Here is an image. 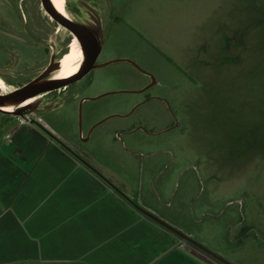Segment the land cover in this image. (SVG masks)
I'll list each match as a JSON object with an SVG mask.
<instances>
[{
  "label": "rangeland",
  "instance_id": "rangeland-1",
  "mask_svg": "<svg viewBox=\"0 0 264 264\" xmlns=\"http://www.w3.org/2000/svg\"><path fill=\"white\" fill-rule=\"evenodd\" d=\"M17 1L13 5L0 1V77L7 84L0 86V93L35 79L52 57L56 62L70 50L74 37L48 15L40 0ZM97 1L66 0V9L89 29L96 28L93 12L104 18L121 10L124 24L112 30L101 59L126 57L135 63L117 61L97 67L66 87L44 93L31 104L26 117L0 111V140L22 122L40 119L42 114L47 117L50 107H58L79 84H88L91 76L95 83L84 96L121 89L89 101L82 110L65 106L58 110L63 119L53 124L79 134L85 127L81 114L88 107L99 106L98 117L140 104L134 112L143 113L151 125L164 131L160 145L170 149L179 164L197 168L200 180L191 188V193L199 194L196 219L203 220L201 225L212 224L210 234L235 251L223 255L236 264H264V0H112L116 6ZM23 15L29 21L26 24ZM36 24H41L43 35L31 38L29 45L9 36L12 29L27 30ZM142 88L146 89L124 91ZM68 112L75 118L70 125L65 119ZM115 120L111 117L106 124ZM77 139L84 150L107 158L103 150H97L94 138ZM210 202L214 207L207 211ZM203 205L205 216L201 217L198 209ZM212 211L221 215L214 218ZM240 225L246 226L241 237L237 235Z\"/></svg>",
  "mask_w": 264,
  "mask_h": 264
},
{
  "label": "crops",
  "instance_id": "crops-1",
  "mask_svg": "<svg viewBox=\"0 0 264 264\" xmlns=\"http://www.w3.org/2000/svg\"><path fill=\"white\" fill-rule=\"evenodd\" d=\"M0 1L14 4V0ZM120 12L102 17L107 33L101 55L114 27L124 24ZM22 20L29 22L24 15ZM8 33L29 45L31 38L42 37L43 28L36 24ZM114 59L119 58L100 56L99 63L108 62L100 67ZM132 66L152 76L137 64ZM94 83L91 76L88 84H79L58 107H50L47 117L36 118L45 127L31 119L0 140V264H223L187 248L184 242L194 245L138 207L140 203L205 244H213L222 250L218 252H235L210 234L212 224L201 225L203 220L196 219L199 194L191 193V188L199 182V172L194 166L179 164L176 155L160 145L164 131L151 125L143 113L134 112L140 104L130 111H116L114 116L98 117L95 113L100 107H88L81 114L85 127L79 134L53 124L63 119L58 110L67 105L82 110L89 101L122 91L108 88L99 95L84 96ZM71 115L68 112L65 118L69 125L75 120ZM111 117L116 122L106 124ZM78 136L83 141L94 138L97 150H103L107 158L80 147ZM210 203L205 204L207 211L214 207ZM203 209L204 205L198 209L201 217ZM210 215L218 218L221 214L212 211ZM245 229L240 225L237 235L243 236Z\"/></svg>",
  "mask_w": 264,
  "mask_h": 264
},
{
  "label": "water",
  "instance_id": "water-1",
  "mask_svg": "<svg viewBox=\"0 0 264 264\" xmlns=\"http://www.w3.org/2000/svg\"><path fill=\"white\" fill-rule=\"evenodd\" d=\"M41 5L43 6L44 10L48 13V15L54 19L57 23L61 26L69 30L74 36L78 38L81 43V46L85 52V60L81 69L74 75L67 77V78H60V79H52L48 77L49 74L56 70L59 67L58 60L54 62L55 57H52L51 63L47 66V68L38 75L35 79L30 82L25 83L24 85L17 87L9 92L0 93V104L5 101L22 103L23 101L31 98V97H38L43 95L44 93L66 87L69 84L76 82L82 79L86 74H88L92 69L100 66L106 65V63H96V60L100 53V47L98 44V40L96 35L86 26L76 22L71 16H66L59 12L57 8L54 6L51 0H40ZM121 60H128L133 62L130 59H114L109 62H117ZM141 71H144L142 68L138 67ZM146 72V71H144ZM31 107V104H26L24 106H19L13 111H5L0 108L1 112H11L16 115H20L22 117L25 116V112ZM112 114L110 116H114ZM34 122L37 124H41L44 126L43 122L34 119ZM45 127V126H44ZM82 155V154H81ZM83 156V155H82ZM84 157V156H83ZM82 159H85V157ZM138 207L147 215L152 217L154 220L183 238L184 240L190 242L195 247L201 249L205 253L209 254L213 258L217 259L218 261L222 262L223 264H236L235 262L231 261L227 257H225L222 253L214 250L204 242L198 240L194 236L186 233L183 231L179 226L170 222L169 220L165 219L164 217L158 215L156 212L144 207L140 203H138Z\"/></svg>",
  "mask_w": 264,
  "mask_h": 264
},
{
  "label": "bare ground",
  "instance_id": "bare-ground-1",
  "mask_svg": "<svg viewBox=\"0 0 264 264\" xmlns=\"http://www.w3.org/2000/svg\"><path fill=\"white\" fill-rule=\"evenodd\" d=\"M51 1L53 4L55 3L54 6L57 8L59 12H61L64 15L67 14L65 9V0H51ZM71 47H72L71 51L64 56L62 66H60L59 71L55 73V76H53L52 79L70 77L76 74L81 69L83 62L85 60V52L76 36L73 37V43ZM0 86H7V85L0 83ZM34 99L35 97H31L23 101L22 103L5 101L0 104V108L5 111H13L18 106L32 104L35 101Z\"/></svg>",
  "mask_w": 264,
  "mask_h": 264
},
{
  "label": "flooded vegetation",
  "instance_id": "flooded-vegetation-1",
  "mask_svg": "<svg viewBox=\"0 0 264 264\" xmlns=\"http://www.w3.org/2000/svg\"><path fill=\"white\" fill-rule=\"evenodd\" d=\"M98 1L96 0V3H97ZM112 0H106V3H107V6H114L113 4H112ZM55 4V3H54ZM65 9H66V0H65ZM66 12H67V16H70V14L68 13V11H67V9H66ZM121 15V14H120ZM92 17V20H93V22L95 23V25H96V28H94V27H92V26H90V30L96 35V38H97V40H98V44L100 43L101 44V47H100V53H99V56H98V58H97V60H96V63H99L100 61V56H101V48H102V44H103V41H104V37H105V34L107 33V29L104 27V25H103V23H102V21H103V19L102 18H99L98 16H97V14L95 13V12H93L92 13V15H91ZM73 43V42H72ZM72 46V45H71ZM70 46V50L68 51H66L65 53H63L61 56H60V58L58 59V63H59V67L55 70V72L53 73V75L51 76V78L53 77V76H55V73L56 72H58L59 71V69H60V66H62V64H63V59H64V56L67 54V53H69L70 51H71V47ZM128 62V61H127ZM0 83H3V84H5V85H7L6 84V82H5V80L2 78V77H0ZM86 96V95H85ZM37 99V97H35V99L34 100H36ZM63 141L68 145V146H70V147H72V148H76V144L75 143H73L71 140H68V139H66V138H63Z\"/></svg>",
  "mask_w": 264,
  "mask_h": 264
},
{
  "label": "trees",
  "instance_id": "trees-1",
  "mask_svg": "<svg viewBox=\"0 0 264 264\" xmlns=\"http://www.w3.org/2000/svg\"><path fill=\"white\" fill-rule=\"evenodd\" d=\"M66 52V51H65ZM65 52H63V53H65Z\"/></svg>",
  "mask_w": 264,
  "mask_h": 264
}]
</instances>
